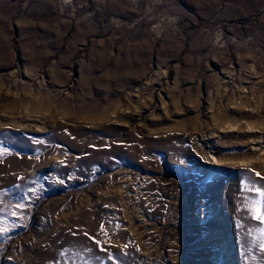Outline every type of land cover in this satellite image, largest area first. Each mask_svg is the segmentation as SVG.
Instances as JSON below:
<instances>
[{
	"label": "rangeland",
	"instance_id": "374dc122",
	"mask_svg": "<svg viewBox=\"0 0 264 264\" xmlns=\"http://www.w3.org/2000/svg\"><path fill=\"white\" fill-rule=\"evenodd\" d=\"M0 148V264H264V0H0Z\"/></svg>",
	"mask_w": 264,
	"mask_h": 264
},
{
	"label": "snow or ice",
	"instance_id": "6c2138e0",
	"mask_svg": "<svg viewBox=\"0 0 264 264\" xmlns=\"http://www.w3.org/2000/svg\"><path fill=\"white\" fill-rule=\"evenodd\" d=\"M33 143L34 144H42L43 141L41 140H33ZM6 152L3 148H0V156H3L5 155ZM63 163V162H61ZM248 172H253L252 169H248L247 170ZM254 175L256 177H258L260 180H264V176H262L259 172H255ZM244 180H245V183L243 185V188L245 191H249V190H252L254 189L255 192H256V195L259 197V199H252L249 203L251 205H254V207H250L249 210L252 212V218L258 222L260 225L264 226V185H260L257 187L256 185V182L253 181L251 179V177L249 176H245L244 177ZM18 207L20 209H23L24 205L23 204H19ZM16 213L13 212L12 215H15ZM5 231V229L3 228H0V233H3ZM101 231H104V225L102 224L101 225ZM260 233L261 234H264V227H261L259 229ZM249 235L252 234V230L249 231L248 233ZM85 235H87V233H85ZM91 238V237H90ZM255 242V241H253ZM96 243H99V241H96ZM260 249L262 252H264V239L261 240L260 242ZM102 251L104 249H101ZM111 259V257H110Z\"/></svg>",
	"mask_w": 264,
	"mask_h": 264
},
{
	"label": "bare ground",
	"instance_id": "6f19581e",
	"mask_svg": "<svg viewBox=\"0 0 264 264\" xmlns=\"http://www.w3.org/2000/svg\"><path fill=\"white\" fill-rule=\"evenodd\" d=\"M42 98H45V97H42ZM15 101H17V102H19V101H21V102H37L38 101V98H30L29 96H28V94H25L24 95V97L22 98V99H15ZM38 104V103H37ZM39 106H40V104H38ZM47 105V104H46ZM9 108H13V106H9ZM38 108H43V109H46L45 108V105H43V106H40V107H38ZM236 126V125H235ZM226 127V126H225ZM230 127V126H229ZM238 127V126H237ZM237 127H235V128H237ZM231 129H232V127H231ZM234 129V128H233ZM225 130V129H224ZM228 130V129H227ZM234 131H235V129H234ZM252 131H256V130H254V128H253V130H252V128L250 127V126H247V131L246 132H252ZM254 133V132H253ZM252 143H253V141H252ZM248 144H249V142H248ZM255 148V147H254ZM251 149V148H250ZM251 161H249V162H242V161H237V162H232V164H234V165H238V166H240V165H242V164H249ZM223 164H225V162L223 161V160H221V159H217L216 160V165H223Z\"/></svg>",
	"mask_w": 264,
	"mask_h": 264
}]
</instances>
